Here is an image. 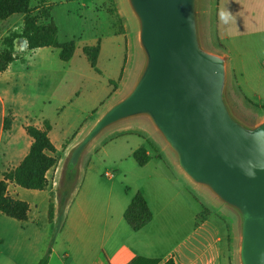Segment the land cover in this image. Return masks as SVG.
I'll list each match as a JSON object with an SVG mask.
<instances>
[{
  "label": "crops",
  "instance_id": "crops-1",
  "mask_svg": "<svg viewBox=\"0 0 264 264\" xmlns=\"http://www.w3.org/2000/svg\"><path fill=\"white\" fill-rule=\"evenodd\" d=\"M208 4L214 40L223 48L216 54L226 59L227 74L241 98L264 106V0H208ZM80 10L81 53L91 71L76 70L73 88L76 91L87 77L97 93L102 78L109 90L100 101L106 106L104 113L131 88L138 68L136 56L132 64L127 52L135 47L128 32L130 18L123 16L121 22L105 15L97 23L94 1H81ZM224 14L230 17L227 22ZM87 46L98 49L95 66L85 53ZM27 48L21 50L17 41L15 61L0 73V181L29 154L34 140L28 126L45 129V122L50 123L49 137L56 152L49 154L57 163L47 172L49 185L44 190L9 182L8 194L27 202L30 212L25 221L0 213V264H39L49 250L47 264H166L171 259L175 264H237L233 228L224 210L230 206L182 169L176 152L148 116L123 120L114 138L119 144L111 151L106 146L98 151L114 158L111 171L100 170L96 147L80 158L77 184L57 231L58 193L67 163L89 132L83 137L81 125L63 135L65 129L47 117L51 97L46 93L52 72L68 73L59 59L71 62L79 52L76 45L71 59L63 60L58 48ZM141 147H147L150 156L144 165L134 158ZM138 192L144 195L152 219L135 230L125 213Z\"/></svg>",
  "mask_w": 264,
  "mask_h": 264
},
{
  "label": "water",
  "instance_id": "water-1",
  "mask_svg": "<svg viewBox=\"0 0 264 264\" xmlns=\"http://www.w3.org/2000/svg\"><path fill=\"white\" fill-rule=\"evenodd\" d=\"M129 2L145 66L131 92L77 144L69 166L76 171L85 149L109 126L148 116L182 169L240 213L242 264H264V122L250 127L232 114L226 59L201 45L198 0Z\"/></svg>",
  "mask_w": 264,
  "mask_h": 264
},
{
  "label": "rangeland",
  "instance_id": "rangeland-1",
  "mask_svg": "<svg viewBox=\"0 0 264 264\" xmlns=\"http://www.w3.org/2000/svg\"><path fill=\"white\" fill-rule=\"evenodd\" d=\"M81 1H94V6L98 11L96 15L97 23H102L105 19V15L112 16L113 18L116 17L117 19H120L121 22L123 21V16H128L130 18L128 32L130 33V39L134 41L135 47L132 45L130 48H128L127 52L129 53L132 64H134L136 56L138 68L132 81L131 88L124 96L121 97L120 100H122L135 86L146 62V55L140 42L139 20L131 7L129 0H46L43 6L37 5L39 3L37 1L34 2V6L40 7L35 10V13H40L42 16V21L45 23L50 22L52 19L55 20L59 28V39L66 42L74 40L78 47V52L82 56L81 48L84 43L82 40V28L84 23L80 19ZM207 4L208 0H198L197 12L201 45L205 50L211 53H222V46L218 45V41L214 40V17H212V15H208ZM211 4L212 2H209L208 4L209 10ZM45 12H47V16ZM43 15L45 16L43 17ZM24 18L25 14L16 13L8 16L4 20H0V43L2 37L8 35V33L11 31H17L19 33L22 32ZM22 39L27 40L24 37H21L17 40L19 41L21 50L28 47L24 45ZM79 54L76 55V57L71 62H65L59 59L60 61H58V64L66 66L68 73H51V88L47 90L46 93L47 97H51L50 102H47V117L57 123L59 128L65 129L63 135L71 134L77 128H80L81 125H83L84 129L82 131V136L84 137L107 111L106 110L103 113V111L106 109V106H101L100 101L106 99L109 90L105 88V84L101 78L102 82L98 84V92L96 93L95 84H92L87 77H84L83 82L78 83L76 85V91L74 90L73 84L75 83L76 78L74 72L76 70H81L86 73L91 71L89 64L87 63L85 57H83L84 55L82 58H80ZM47 65L50 67H57L54 63H48ZM60 77H62V81H59ZM63 78H65V80ZM78 85H82L81 88ZM225 98L232 114L240 122L250 127L264 122V106H257L253 103H249L250 101H244L239 95L229 74L226 75ZM122 122L123 121L113 124L103 130L85 149L81 159L85 156L89 148L94 149L96 147L98 148V152L103 146H106L107 150L111 151L112 148L119 144L120 141L114 138L117 137V135H115L118 131L116 127H119ZM97 152L95 153V159H97L100 164V170L102 169L103 173L105 171H111L112 168H110V161L114 158L112 156L106 157L104 153ZM68 167L69 163H67L66 170ZM76 178L78 179V175ZM224 208L230 217L229 224L232 225L233 228L232 233L234 235V248L236 251L235 259L237 264H242L240 257L242 238L241 215L236 209L232 207L225 206Z\"/></svg>",
  "mask_w": 264,
  "mask_h": 264
},
{
  "label": "trees",
  "instance_id": "trees-1",
  "mask_svg": "<svg viewBox=\"0 0 264 264\" xmlns=\"http://www.w3.org/2000/svg\"><path fill=\"white\" fill-rule=\"evenodd\" d=\"M43 6L46 0H0V20H4L10 15L16 13L25 14L24 26L21 33L11 31L3 36L0 43V73L6 71L16 59V41L24 37L28 40V50H34L40 47H54L60 49V56L63 60H69L76 49L74 40L61 42L59 39V28L55 20L43 22L40 13L35 10ZM47 16V12H45ZM45 15H43L44 17ZM91 64L96 65L98 55L97 47L87 46L84 48ZM50 123L45 122V129H39L36 126H28L27 131L33 137V144L29 154L15 169L5 172L4 179L0 181V213L7 214L13 218L25 221L29 217L30 205L8 194L9 182H15L27 189L44 190L49 185L47 172L56 165L57 158L50 155L55 153L56 147L49 137ZM134 158L140 165L146 164L150 156L147 147H141L134 153ZM77 170L68 167L65 173L63 183L61 184L59 200V223L57 231L62 228L65 220L66 206L70 195L77 184ZM54 209L50 211V218L53 219ZM125 218L135 229H142L151 219L152 213L147 201L141 192H138L133 198L129 208L125 213ZM61 221V224H60ZM49 253L43 257L39 264H47ZM166 264H175L174 260H169Z\"/></svg>",
  "mask_w": 264,
  "mask_h": 264
},
{
  "label": "clouds",
  "instance_id": "clouds-1",
  "mask_svg": "<svg viewBox=\"0 0 264 264\" xmlns=\"http://www.w3.org/2000/svg\"><path fill=\"white\" fill-rule=\"evenodd\" d=\"M229 18H230V17L228 16V14H224L225 22H227V20H228Z\"/></svg>",
  "mask_w": 264,
  "mask_h": 264
},
{
  "label": "built area",
  "instance_id": "built-area-1",
  "mask_svg": "<svg viewBox=\"0 0 264 264\" xmlns=\"http://www.w3.org/2000/svg\"><path fill=\"white\" fill-rule=\"evenodd\" d=\"M107 175H109V176H110V174H107Z\"/></svg>",
  "mask_w": 264,
  "mask_h": 264
}]
</instances>
